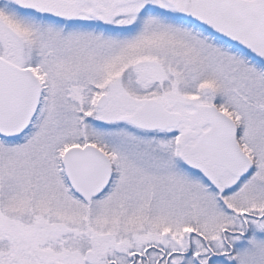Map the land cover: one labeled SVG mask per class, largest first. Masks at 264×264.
Masks as SVG:
<instances>
[{
    "label": "snow or ice",
    "instance_id": "6c2138e0",
    "mask_svg": "<svg viewBox=\"0 0 264 264\" xmlns=\"http://www.w3.org/2000/svg\"><path fill=\"white\" fill-rule=\"evenodd\" d=\"M0 264H264V0H0Z\"/></svg>",
    "mask_w": 264,
    "mask_h": 264
}]
</instances>
